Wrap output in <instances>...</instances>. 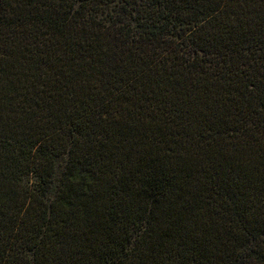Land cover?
Returning <instances> with one entry per match:
<instances>
[{
    "label": "trees",
    "instance_id": "16d2710c",
    "mask_svg": "<svg viewBox=\"0 0 264 264\" xmlns=\"http://www.w3.org/2000/svg\"><path fill=\"white\" fill-rule=\"evenodd\" d=\"M0 264H264V0H0Z\"/></svg>",
    "mask_w": 264,
    "mask_h": 264
},
{
    "label": "rangeland",
    "instance_id": "374dc122",
    "mask_svg": "<svg viewBox=\"0 0 264 264\" xmlns=\"http://www.w3.org/2000/svg\"><path fill=\"white\" fill-rule=\"evenodd\" d=\"M63 162H64L63 160H60V164H61V166H63V164H64Z\"/></svg>",
    "mask_w": 264,
    "mask_h": 264
}]
</instances>
